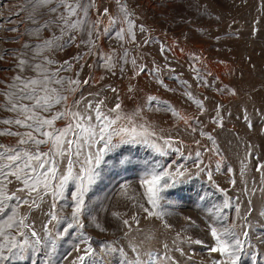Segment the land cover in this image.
Instances as JSON below:
<instances>
[{
  "label": "snow or ice",
  "instance_id": "6c2138e0",
  "mask_svg": "<svg viewBox=\"0 0 264 264\" xmlns=\"http://www.w3.org/2000/svg\"><path fill=\"white\" fill-rule=\"evenodd\" d=\"M25 9L27 19L34 25L28 35L37 43L23 46L33 55L29 57L27 51L20 54L16 64L19 71L13 82L7 85V90H0V95L6 98L0 103V109L11 113L0 119V125L5 126L0 128V136L15 138V143H0V264H58L62 242L66 238L71 240L73 234L76 240L68 255L72 252L76 255L70 264H180L168 243H163L162 250L155 249L147 242L154 237L133 236V232L140 230L133 228L128 219H122L126 244L117 239L94 247L93 238L86 231V221L105 231L95 215L90 193L101 181L106 168L135 169L140 162L133 158L132 148L138 145L159 157L174 151L184 160H191L195 167L193 171L192 166L183 163L142 162L141 191L139 197L133 199L146 218L163 219L166 213L162 202L177 203L170 198L172 193L203 174L210 187L223 196L221 202L207 209L211 220L207 225L211 241L208 251L217 254L211 264H264V231L259 234L253 231L257 224L264 227V210L258 211L262 219H249L254 211L252 197L257 191L264 195V162L253 156L252 145L248 146L245 161L249 157L257 159L255 167L260 173V186L257 187L254 180L253 186H248V164L241 161V192L247 199L242 213L240 197L229 196L214 179V172H221L225 158L211 132L196 126L202 124L198 117H181L172 105L154 95L146 96L142 105L126 111L117 88L111 85L89 91L87 95L82 91L85 86L91 88L97 83L92 69L103 68L106 74L115 75L119 68L123 74L128 64L132 66L130 79L141 74L151 75L166 90L175 91L160 78L163 70L159 65L148 69L147 65L137 62L142 58L139 49L155 42V38L148 34L141 43L137 42L138 34L149 33V29L137 22V13L129 0H27ZM112 38L118 47L109 43L108 50H104L101 40ZM129 45H135V49H130ZM73 47L79 50L75 55L62 62L55 58L56 53ZM133 50L138 56H132ZM159 51L163 54L171 48L161 44ZM88 58H93L92 63H88ZM191 59L200 62L199 56L193 55ZM86 66L90 71L81 78ZM191 67L199 84L209 86L201 70L195 64ZM26 71L33 75H25ZM169 71L174 69L169 68ZM73 72L74 75H63ZM171 78L179 80L186 89L183 95L194 100L201 112L205 111L203 101L187 90L191 87L188 81L180 80L179 76ZM224 90L236 95L235 90L227 86ZM105 91L116 96L109 98ZM136 91L130 83L128 92ZM149 110L171 112L184 121L190 136L198 133L211 142L212 147L207 148L193 136L196 148L185 155L179 146L184 145L183 140L161 136L146 120ZM214 110L216 116L212 123L223 127L220 107ZM259 116L264 119V112H259ZM244 119L251 129L249 116L245 115ZM202 148L219 157L214 168L211 157L205 163ZM226 171L233 169L227 167ZM230 184L235 187L236 180L230 179ZM10 185L15 186L14 190ZM211 195L205 192L199 198L206 200ZM44 205H47L46 210ZM25 206L28 211L21 212ZM229 210L235 212L237 219H229ZM34 211H41L46 217L39 230L31 218ZM114 215L119 217L118 213ZM131 219L139 224L138 214ZM186 219L189 226H195L190 217ZM165 227L171 226L165 222ZM185 239L190 244H204L203 240H193L191 236ZM174 250L185 255L183 248L176 246Z\"/></svg>",
  "mask_w": 264,
  "mask_h": 264
},
{
  "label": "rangeland",
  "instance_id": "374dc122",
  "mask_svg": "<svg viewBox=\"0 0 264 264\" xmlns=\"http://www.w3.org/2000/svg\"><path fill=\"white\" fill-rule=\"evenodd\" d=\"M129 3L137 13V22L149 29V33L138 34L137 42L141 43L148 34L155 38V42L139 49L142 58H138L137 62L147 65L148 69L159 65L163 70L160 78L175 91L166 90L151 75L141 74L135 79H130L131 64L125 66L127 70L123 74L119 68L115 75L106 74L103 68L92 69L97 83L91 88L85 86L82 91L87 95L89 91H99L111 85L117 88L122 107L126 111L142 105L146 96L154 95L172 105L181 117H198L202 124L196 126L203 131L211 132L225 158L221 172H214V179L220 188L228 191L229 196L240 197L243 202L241 205L243 213L247 207V199L241 192L243 185L240 169L249 145L253 146V156L264 162V119L259 116V112H264V0H129ZM26 5L27 0H0V57H3L0 59L2 81L0 90H7V85L13 82L19 71L16 64L20 54L27 51L29 57L33 55L31 50L23 46L26 43L31 45L37 43L34 37L28 35V31L34 25L27 19ZM27 8L30 9V5ZM47 35L48 33H45V36ZM109 43L118 47L114 38L102 39L101 45L104 50H108ZM161 44L170 47L171 51L162 54L159 51ZM128 47L135 49V45ZM181 49L183 51H180ZM77 51L79 50L74 47L69 48L56 53L55 58L62 62L75 55ZM193 55L200 57L199 63L191 59ZM132 56H138V52L133 50ZM92 60L93 58H88V63H92ZM193 64L201 70V75L209 86L199 84L191 67ZM169 68L174 71L170 72ZM89 71L86 66L81 78ZM24 74L33 75L30 71ZM63 75H74V72ZM102 76L103 80L100 79ZM174 76L188 81L191 87L187 90H190L196 99L203 101L205 111L201 112L194 100H189L183 95L186 89L181 86L179 80L171 78ZM130 83L137 89L134 94L128 92ZM225 86L227 89H234L236 95L225 91ZM104 94L109 98L116 96L110 91H105ZM78 97L79 92L76 94V98ZM5 99L0 95V103ZM111 106L112 103H109V107ZM218 106L223 116V127L212 123L216 116L214 109ZM10 115L11 113L0 109V119ZM245 115L249 116L253 124L251 129L246 126ZM145 118L161 136L183 140L184 145L179 146L185 155L196 148L192 143L193 136L200 139L201 144L207 148L212 147L211 142L198 133L190 136V130L184 121L171 112L149 110ZM3 127L5 126L0 125V128ZM0 143L12 144L15 143V138L0 136ZM176 146L178 145L174 144V147ZM201 151L204 152L205 163L211 157L214 168L219 157L213 156L203 148ZM127 154L126 152L125 155ZM132 154L133 158L140 162L135 169L121 171L106 168L101 181L90 193L93 206L96 208L95 215L105 229L100 231L86 221V231L93 238V246L117 239L126 244L127 241L123 239L126 229L122 225V219H128L133 228L140 230L133 232V236L138 239L154 237L147 242L155 249L162 250L163 243H168L180 264H211L212 258L217 254H210L208 251L211 241L207 235V225L211 220L207 209L213 203L221 202L222 194L211 188L206 176L201 174L172 193L170 198L177 203L162 202L166 213L163 219L146 218V214L137 207L136 200L133 199L139 197L141 191L139 179L143 170L142 162L161 160L168 165L183 163L192 166V161L184 160L171 150L169 155L159 157L150 149L139 145L132 148ZM245 163L249 169L246 176L248 186L251 188L254 180L259 187L261 177L255 167L257 159L249 157ZM227 167H231L233 171L227 172ZM192 170L195 171L194 166ZM232 178L236 180L235 187L230 184ZM9 187L14 190L15 186ZM205 192H211L212 195L206 200H201L199 197ZM233 202L235 203V200ZM252 207L254 211L249 219H262L258 217V211L264 210V195L259 191L252 197ZM44 209H47V205H44ZM27 211V206L21 208V212ZM116 213L119 217L114 215ZM137 214L138 225L131 219ZM187 217L195 222V226H189ZM31 218L35 221L37 230L40 229L41 221L46 219L41 211L32 212ZM229 219H237L232 210H229ZM165 222L171 227H165ZM253 231L259 234L264 231V227L257 224ZM177 233L180 234L179 237ZM188 236L193 240L201 239L204 244H190L185 239ZM75 240L73 234L71 240L66 238L65 242H62L58 264H70L76 253L72 252L71 255L68 253ZM173 241H176V245H173ZM176 246L183 248L185 255L181 256L176 252L174 250Z\"/></svg>",
  "mask_w": 264,
  "mask_h": 264
}]
</instances>
